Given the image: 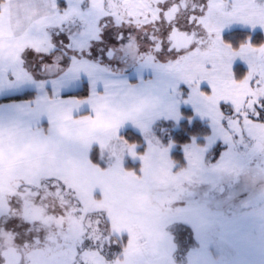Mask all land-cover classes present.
I'll list each match as a JSON object with an SVG mask.
<instances>
[{"label":"rangeland","instance_id":"374dc122","mask_svg":"<svg viewBox=\"0 0 264 264\" xmlns=\"http://www.w3.org/2000/svg\"><path fill=\"white\" fill-rule=\"evenodd\" d=\"M11 1L24 23L32 16L33 8L44 4L43 0ZM63 1L67 4V0ZM51 2L56 14L50 22L53 24L60 15L54 7L55 0ZM80 3L68 0V11L78 10ZM197 6H202V0H198ZM206 7L204 15L198 12L200 40L191 44L195 46L194 51L188 47L183 54L150 55L140 60L135 71L138 73H128L127 82L133 87L115 77L118 74L110 76L106 70L100 72L107 74L108 93L116 101L132 95L154 101L147 110L136 108L134 113L139 115L109 108L94 99L99 109L94 117H89L90 106H86V112L73 118L60 96H88L89 87L85 89L86 96L71 95L83 83L89 85L86 75L82 73L71 87L52 89L50 75L57 72L56 65L67 66L69 62L60 60L61 55L56 53L55 63L46 65L42 72L39 57L33 55L26 59L25 67L35 77V86L28 84L5 90L0 92V99L23 91H34L36 96L42 92L41 97H48L52 90V109L57 114L62 109L65 113L57 122L56 134L53 136L49 129L46 132L53 137L49 147L34 156L14 152L12 145L6 147L9 132L6 124L0 122L3 128L0 133V264H3L2 251L7 246L18 247L22 254L20 264H264V125L249 121L238 125L232 120L229 130H225L219 125V113L215 110L220 99L231 100L238 109L246 110L255 97L264 96V87L252 88L248 84L257 73L264 80V31L258 29L251 44L247 40L239 43L238 48L231 47L220 36L221 29L229 24L231 28L226 34L249 31L233 23L234 20L264 23V0H235L231 6L227 0H209ZM35 27V22L29 21L23 26L20 36L25 40L17 58L32 46L44 51V47L36 48L42 40L49 44L47 50L58 39L66 40L65 36H37ZM261 39V45L253 44ZM56 47L61 48L59 44ZM9 53L11 50L0 57V79L9 70L23 72L20 61L16 65L15 55ZM140 56L144 57L142 53ZM237 58L247 62V66L240 64L243 70L239 72L234 66V61L240 63ZM93 62L101 67L94 59L86 63ZM181 79L191 82L197 100L196 112L188 108L192 114L187 118L182 108L177 112L180 101L177 84ZM201 80L211 83L210 96H201L197 91ZM41 81H49L47 92H43ZM99 89L103 95L104 84ZM76 103L80 102L73 101ZM161 116L171 120L165 122L159 119ZM205 116L216 121L215 132L207 142L187 143L182 163L177 162L173 154L180 147L174 142L175 136L169 135L177 127L172 121L180 120L181 133V129L185 131L190 126L189 119L191 126L203 124L210 131L213 125L203 119ZM128 117L135 119V128L131 119L121 126L120 121ZM63 124L70 137L63 138L60 133ZM121 127V135L128 134L134 143H125L118 136ZM241 127L256 136L255 142L247 136L232 139L241 132ZM137 129L143 139L133 133ZM221 137H227L230 142L229 155L225 158L226 167L216 169L204 163L203 155ZM28 139L20 131L12 136L14 144ZM145 141L147 147L136 152V144L144 145ZM169 146H172L171 158ZM217 147L214 155L224 150L223 145ZM93 150L104 166L95 165L89 159ZM173 162L181 168L173 169ZM53 183L57 185L56 190H50ZM222 186L225 190L221 196L218 193ZM193 199L199 201V207H184L181 203ZM177 223L190 226L198 242L181 258L175 255L169 231ZM109 238L122 251L108 248ZM101 246H104L103 254L99 251Z\"/></svg>","mask_w":264,"mask_h":264},{"label":"snow or ice","instance_id":"6c2138e0","mask_svg":"<svg viewBox=\"0 0 264 264\" xmlns=\"http://www.w3.org/2000/svg\"><path fill=\"white\" fill-rule=\"evenodd\" d=\"M209 0H202V6L200 8H192L191 12L192 15L187 17L186 20L184 21L185 24L193 27V28H198L200 27L199 22L197 20V13L199 12L200 15H204L207 12V7ZM85 4H87V7L90 8L91 5V0H84L81 4V8L85 9ZM227 4L229 6L235 4V0H227ZM54 7L57 9L58 14L61 16V18L65 21L68 22L69 17L72 15L68 10V0H67V7H65L63 10L60 11L61 7L58 3V0H55ZM157 7L161 9L160 14H158L160 17H163V14L168 10L167 4L160 5L158 4ZM187 10V8H185ZM111 20V22L117 27V28H123L124 26L132 27L134 26L135 20L132 17H129L128 20L126 21H120V23L116 24L115 18L111 16L107 17H102L100 20V24L103 25V27L100 28L99 31V40H88L87 41V47H81V48H73L72 43L76 35L79 34V31L81 30H76L69 36V44L66 46L69 51H75L76 55L70 56L69 57V63L67 66L62 65L61 63L57 64V72L55 74L50 75L53 77L50 81L51 83V88L55 86L56 88L62 90L67 87H71L75 82L79 81V79L82 76V73H84L88 79L89 82V94L86 97L80 98V97H62L60 96V99L65 102V106L69 107V110L71 111V114L73 118H78L79 114L83 112L86 108V106H90L88 110V115L89 117H94L95 113L97 111V105L94 103V99H99L101 103H106L109 108H115L118 111L126 112V113H134V110L136 108H141L142 110H147L149 107L152 106L154 101L151 99L140 96V95H132V96H126L124 97L121 101H116L114 97L110 96L108 93L109 89V83L107 81H103V78L98 75L99 72L105 71V69L98 68L95 66V62H93L91 65L86 63L87 59H85V54L91 55V46L94 41H102L105 32L104 28L107 26L106 21ZM103 22V23H102ZM159 19L157 21H152V23L159 24ZM164 23L169 24V28L165 30L164 32V38H161L159 41V47H155L156 45V38L154 36L149 37V39L152 41L153 46L155 48L156 52L160 51H167L169 53L175 52L178 54H183L186 50L182 49L180 47L175 46V42L171 40L170 38V32H171V22L167 21L166 18H164ZM233 23H238L241 24L242 26L246 27L249 29L251 33H257V30L264 31V23H256V22H249L245 20H234ZM53 27H59L63 28V23L59 24L58 26L55 24H49L46 25L45 30L47 31L50 28ZM146 27V25L142 26ZM228 28H231V24L226 26L225 29H221V39L227 41L228 37L226 35V30ZM51 35V32L49 33ZM165 38L167 39V43H165ZM118 40H123L124 39V33L121 32L120 35L117 37ZM248 43L251 44L253 41V36H248L247 37ZM189 48L192 49L193 51L195 50V46L189 45ZM56 51V45L53 44L50 50H44V51H39L35 48L31 49H25L23 50L20 55H19V61H20V67L23 69L22 73H17L15 71H7L3 75V79H0V92H3L5 90H10V89H16L19 87H23L25 85L31 84L35 86L36 79L35 77L32 76L31 72L25 67L26 59L28 57H32L33 55L35 57H39L40 61L42 63L40 64V70L43 72V69L45 68L47 63L46 61L48 59L51 60V63H55V56L54 53ZM139 51V49H138ZM111 53V51H110ZM67 54V53H65ZM111 58V56H110ZM63 59V56L60 58V60ZM177 59H179V55L177 56ZM240 63H236L234 61V66L235 70L237 72L242 71L243 69L240 67V64H244L247 66V62L243 61L241 58H237ZM111 74V73H109ZM103 81L104 83V94L101 95L100 89H99V84ZM249 87L252 88H258V87H264V80L261 79V76L259 73L254 75L251 79L248 81ZM49 86V81H41V88L43 92H47ZM177 91L179 92L180 95V101L177 104V112L179 113L180 109H185V108H190L194 113L196 112V104L197 100L193 95V88L191 87V82L186 81L181 79L179 83L177 84ZM197 91L201 96L204 95H211L213 92L212 85L209 81L206 80H201L199 82V86ZM42 92H40V95L36 97V99L33 102L29 103V107H32L36 104H39L40 98H41ZM73 101L80 102L73 104ZM82 101V102H81ZM247 103V99H246ZM215 110L219 113V125L225 129L229 130V124L232 120H235V122L238 125H242L243 121H249L253 124H258V125H264V96H257L255 99L251 102V104L247 107L246 110L238 109L236 105L231 101L227 99H220L216 102L215 105ZM135 115H139L141 113H134ZM47 116L49 124H51L52 119H53V114L51 112L40 113L41 119ZM200 118V117H198ZM128 119H131V125L133 128L136 127V122L134 118L128 117L125 120H121L120 124L121 126L125 125L128 122ZM159 119H165V122H169L171 120V117L165 118L163 116L159 117ZM206 121H209L213 127L209 131L208 136L204 137H194L191 136L188 138V144H191L193 142L199 144L201 141L207 142L208 138L213 135L215 132V125L216 121L212 119L211 116H205L203 117ZM156 121H154L155 123ZM176 123L177 127L174 128L173 132L170 133V137L176 136L179 137L182 135L179 129V122L180 120L177 119L175 121H172ZM189 125L191 126L192 120L189 119L188 121ZM122 127L121 129H118V136H121V138L125 141V143H134L132 141L131 137L128 134H123L121 135ZM3 132L2 126H0V133ZM136 134H139V138L143 139L142 133H140L139 129L136 130ZM241 136H247L248 140H252L255 142L256 136L254 134L246 132L243 127H241V132L232 137L233 140L239 139ZM163 143V141H161ZM218 145H223L224 150L219 151L218 155H214V150L218 151ZM172 146H175L174 144ZM172 146H169V158H171L172 155ZM147 147V141L144 142V145L136 144L135 146V151L140 152L142 148ZM186 144H183L180 146V151L183 153L185 150ZM230 147V142L227 137H221V139L217 142H214L212 144V147L209 148L204 152L203 155V161L204 163L211 164L214 168L216 169H224L226 167V157L229 155V149ZM211 157V159H209ZM131 158V157H130ZM89 159H91V153H89ZM139 163V161H137ZM215 162V163H213ZM188 161L187 159L185 160V166H187ZM176 168L175 162H173V169ZM135 171V170H134ZM135 174L141 175V172H136ZM48 179H54L52 177H49ZM66 187V186H65ZM57 185L53 183L51 185L50 190H56ZM193 196L196 194L193 193ZM205 195H207V190ZM218 195H223V191L221 190ZM184 207H189L190 205L192 207H199V201L198 200H191V201H183L181 202ZM5 223H8V221H5ZM121 239H123V236H121ZM198 244V242H197ZM107 247L110 249L117 248L119 249V245L112 241L111 238L108 240ZM103 248L104 246H101L99 249L100 253L103 254ZM122 251V249H119Z\"/></svg>","mask_w":264,"mask_h":264},{"label":"flooded vegetation","instance_id":"af4514ba","mask_svg":"<svg viewBox=\"0 0 264 264\" xmlns=\"http://www.w3.org/2000/svg\"><path fill=\"white\" fill-rule=\"evenodd\" d=\"M58 1L63 4L60 10L63 11L67 4L63 0ZM79 2L81 3L78 10L69 11L72 15L69 17L68 22H65L59 16V19L53 23L57 26L63 23V28L53 27L46 31L45 27L50 22H44L45 16L42 13L35 28L37 36H59L60 38L65 36L66 40L58 39L57 44L61 48L56 47L54 56L57 53V55H61L60 57L63 56V60L66 62H69L70 56L76 55L75 51H69L66 47L69 44V36L76 30L82 29L74 38L72 47L86 48L88 40L99 39V31L103 27L99 22L102 17L107 16L114 17L116 24L122 20H128L129 17L135 20L134 26L128 27L126 25L123 28H117L111 20L106 21L107 26L104 28L105 36L103 40L94 41L91 46V55L85 54L86 62H90L91 59L99 61L101 67L109 73H132L138 68L139 61L147 59L150 55L159 56L163 54V56H167V54H174L175 52H156L152 41L149 39V37L154 36L156 38L155 47L160 46L159 41L164 38V32L169 28V24L164 23V18L171 22L170 38L172 41L178 42L179 39L192 37V44L200 40L199 29L184 23L186 18L192 15L191 9L194 7L199 8L197 6L198 0H91L92 6L88 8L87 4H85V9L81 8L84 0H79ZM165 3L168 6V10L163 14V17H160L158 14H160L161 9L157 5ZM52 13L54 19L56 14L54 11ZM158 19L160 21L159 24L152 23V21H157ZM197 20H199L198 13ZM144 25L146 27H142ZM50 32L51 35H49ZM121 32L124 33V39L118 40L117 37ZM83 36H85L84 41H79ZM175 36L176 38H174ZM167 39L165 38V43H167ZM141 53L144 56L142 58L140 56ZM137 57L141 59H137ZM47 62H49V65L52 64L50 59ZM96 67L101 68L99 65ZM43 70L45 71V68Z\"/></svg>","mask_w":264,"mask_h":264},{"label":"crops","instance_id":"0c3cea01","mask_svg":"<svg viewBox=\"0 0 264 264\" xmlns=\"http://www.w3.org/2000/svg\"><path fill=\"white\" fill-rule=\"evenodd\" d=\"M43 1H44V4L38 5L37 8H33L32 16L28 17L29 19L28 21L31 23L35 22V26L37 24V21L39 20L38 18L41 15V13L45 16L44 22L45 21L51 22V20L53 19V13H52L53 4L51 0H43ZM12 5L13 3L11 0H1L0 1V57L6 56L8 50H11V53L9 54L15 55L16 62H17L16 65H18V60H19V58H17L18 51L23 47V43L25 40L24 36H20V35H21V31L23 30V26L27 24L28 21L24 23L22 21V17L19 14L17 16V9H14ZM84 37L85 36H83L79 41L84 39ZM45 41L46 40H42L41 46L36 47V48L44 47L45 50H47L49 48V44L47 45V41L46 42ZM35 44H37V42H35ZM32 48H35V47L32 46ZM19 68L22 69L21 67ZM136 70L133 71L134 73L132 72L134 75L138 73V72H135ZM98 75H100L103 78V81H107L106 80L107 74H98ZM129 76L130 74H118V76H115V77H118L120 80L122 79L121 82L128 85V87H131V86L133 87V85H130L127 82V77ZM103 81L99 84V88H103V84H104ZM88 87L89 85L87 86V88ZM173 87L174 86L172 85L170 88H173ZM81 89L82 87L80 88V90ZM88 93H89V88H88ZM12 95H16V94H10L7 97L12 96ZM47 96L48 97H41L39 104H36L32 107H29V103L33 102L36 99L37 97L36 94H34L33 98L27 99V100L0 101V122L2 121L4 122V124H6L5 128H7V131L9 132V134H7V138H5L6 147H8L9 145L15 146L14 152L20 153L23 156L25 154L27 156L28 155L34 156L35 155L34 153L38 151L42 152L49 147L50 145L49 143L53 141V137L47 136L46 132L49 129L53 136L56 134L55 127H57L56 126L57 122L58 120L59 122L61 121V116L65 112L62 109L59 111V114H57L52 109V106H51L52 104L51 101L53 100L52 90L49 91V95ZM98 111L99 109H97L96 113H98ZM41 112H44V113L51 112L53 114V119H52L51 124H49L47 116H44L41 119L40 117ZM83 112H86V111H83ZM83 112H81L80 114H82ZM70 114H71V111L69 112L68 115L72 116ZM18 131H20L22 134L25 133L26 136L29 137V139L27 141L21 140L17 144H14L12 141V136L15 135V132H18ZM68 132L69 131L67 130V126L63 124V127L61 128V132H60L61 134H63V138L67 135L70 137V134Z\"/></svg>","mask_w":264,"mask_h":264},{"label":"trees","instance_id":"16d2710c","mask_svg":"<svg viewBox=\"0 0 264 264\" xmlns=\"http://www.w3.org/2000/svg\"><path fill=\"white\" fill-rule=\"evenodd\" d=\"M256 34L257 33H251L250 31H247V30H235V31H232V32L226 34L227 37H228L226 42L231 47L238 48L237 45H239V43L240 44L246 43L247 42V37L250 36V35L253 36V39H255L254 36H257ZM235 40H237V41H235ZM261 43H262V39L259 40V41L253 42V44L256 45V46L261 45ZM86 88H87L86 85H83V89L81 91L76 92L75 95H77V96H86V93H85V89ZM82 91H84L85 94ZM34 94H35L34 91L33 92L32 91H26V92H22V93L13 95V96L2 98L0 101L27 100V99L33 98ZM182 114H183V116L185 115L186 118H187L188 116H190L192 114V111L190 109H188V108H185V109H182ZM181 131H182V135L181 136H179V137L175 136V141L174 142L177 144V148H179L183 144H187L188 138L191 137V136L203 137L205 135H208L209 128L207 126L203 125V124L196 125L194 123L192 126H186L185 131L183 129H181ZM133 133L135 134L136 132L134 131ZM136 135H138V134H136ZM132 141H133V139H132ZM97 151H98V149H97ZM173 156H175V160L177 162L180 161V160L183 161V159H184V156H183L182 152L179 149L175 150ZM91 161L92 162L95 161V165L104 166V164L99 161L98 154L96 152H94V150L92 151V154H91ZM182 161H180L179 163H182ZM127 165H128V167H130V165L128 163H127ZM131 165L133 166L132 163H131ZM178 168L180 169L181 166H179V167L177 166L176 167L177 170H178ZM169 231H170V233L172 235V239H173V242L175 244V255H176V257H178V258L186 257L188 252H189V250L191 248L197 246V242H196V239H195L194 232L191 229V227L188 226L187 224L177 223V224L171 226Z\"/></svg>","mask_w":264,"mask_h":264},{"label":"water","instance_id":"95a60500","mask_svg":"<svg viewBox=\"0 0 264 264\" xmlns=\"http://www.w3.org/2000/svg\"><path fill=\"white\" fill-rule=\"evenodd\" d=\"M174 38H176V36ZM192 40H193L192 37L182 38V39H179L178 42H175V45L176 47L186 48L191 44ZM221 190L222 191L225 190L224 186L220 188V191ZM1 255L4 259L3 264H20L21 259H22L20 251L14 246L5 248L2 251Z\"/></svg>","mask_w":264,"mask_h":264}]
</instances>
